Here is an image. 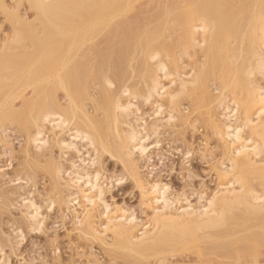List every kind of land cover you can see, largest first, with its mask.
Wrapping results in <instances>:
<instances>
[{"label":"bare ground","instance_id":"obj_1","mask_svg":"<svg viewBox=\"0 0 264 264\" xmlns=\"http://www.w3.org/2000/svg\"><path fill=\"white\" fill-rule=\"evenodd\" d=\"M154 1L0 0L10 23L0 41V131L8 122L24 129L25 154L39 162L54 149L60 155L51 158L52 198L43 206L29 172L9 184L32 188L16 198L34 232L46 219L43 209L63 202L81 232L102 243L111 233L109 246L129 258L173 264L166 255L196 245L233 249L210 264H264V0H157V13L142 16ZM24 2L33 21L17 8ZM184 99L207 119L224 162L212 197L174 209L169 188L146 187L136 159L158 145L151 138L161 127L191 120ZM139 102L151 112L143 114ZM106 153L131 169L152 210L145 223L133 211L111 212L98 169ZM13 231L20 244L23 232ZM5 254L0 246V264H9Z\"/></svg>","mask_w":264,"mask_h":264},{"label":"rangeland","instance_id":"obj_2","mask_svg":"<svg viewBox=\"0 0 264 264\" xmlns=\"http://www.w3.org/2000/svg\"><path fill=\"white\" fill-rule=\"evenodd\" d=\"M5 1L12 6L17 0ZM148 7L150 8L148 11L146 6L143 7L142 16H153L157 13V0L153 4H149ZM17 8L24 19L34 20V12L29 9L26 2L19 4ZM9 27L10 23L5 21V15L0 10V41L9 34ZM129 74L131 75V70H129ZM211 93L217 95V87L211 85ZM60 97L63 101L62 95ZM139 107L145 115L151 112L150 105L139 102ZM182 109L191 114V120L188 123H177L175 129L167 126L161 127L159 134L151 138V143L157 142L158 145L152 147V151L147 157L136 159L139 176L142 177L146 187L150 183H161L160 185L163 184L169 188L168 194L171 196L173 204L175 203L174 209L180 206L179 202L183 206L187 203L197 206L201 197H212L218 190L220 184L218 172H221V164L224 162L222 143L209 129L207 119L195 111L190 100L182 101ZM199 111L206 114L207 108L202 107ZM4 127L6 130L0 131V246L4 249L9 264H154L159 261L161 257L152 256L149 260H137L129 258L122 251H115L114 247L109 246L113 242L111 233L106 234L105 243L84 234L75 224L73 210L70 211L63 202L56 203L52 211L43 209L46 218L42 226L43 230L31 231L16 196L19 198L20 194L23 197V194L27 195V192L35 190L37 204L42 206L45 199L52 198V193H50L52 181L48 168L53 160L51 158L59 159L60 155L54 149L52 157L50 155L44 158L40 157L39 160L41 158L43 160L40 162L35 157L33 160L32 157H27L25 154V149L28 146L26 131L10 122L6 123ZM34 131L33 128L30 129V132ZM72 158L73 155L68 157V159ZM60 161L66 169H69V162ZM99 165L98 169L102 168L100 171H103V175L100 172L101 176H105L104 178L108 182L105 180V183L103 182L104 193H106L104 198L106 203L111 206V212L121 208L128 212L133 211L132 213L135 214L137 220L139 219L138 222L141 221L140 223L148 221L152 216V210L149 205H147L148 207L143 205L145 202L131 175V169H126L119 160L112 158L107 153L100 156ZM26 172L34 176L33 182L36 184V189L25 188L24 183L20 186L19 183H14L15 186L9 184L10 179L14 181L21 178ZM118 177L121 182L116 184L114 181ZM64 183L62 182L63 187H65ZM254 183L258 184L256 181ZM16 184L19 188L21 185L24 186L21 188L25 190L17 189ZM9 188L18 191L15 193L16 191L13 190L16 195ZM68 193L66 190L64 195ZM7 194L11 196L13 194V196L9 197ZM7 197L10 198V202L7 201ZM14 228H19L25 237L20 244L14 236L15 233L12 235ZM253 231H257V229L254 228ZM16 243L18 245H15ZM231 252H234L232 248L210 249L208 247L197 248L196 245H192L168 254L166 258L173 264H199L200 259H203L200 264H210L224 260L225 256H231ZM260 252L264 254V247Z\"/></svg>","mask_w":264,"mask_h":264}]
</instances>
